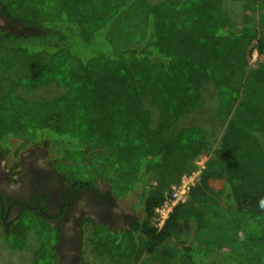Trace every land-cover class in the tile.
I'll list each match as a JSON object with an SVG mask.
<instances>
[{
  "label": "trees",
  "instance_id": "16d2710c",
  "mask_svg": "<svg viewBox=\"0 0 264 264\" xmlns=\"http://www.w3.org/2000/svg\"><path fill=\"white\" fill-rule=\"evenodd\" d=\"M0 12L20 25H0V156L20 138L46 145L72 187L140 213L121 230L83 219L76 264H264V0H0ZM201 156L187 201L153 227ZM0 242L18 258L0 264H61L42 214Z\"/></svg>",
  "mask_w": 264,
  "mask_h": 264
},
{
  "label": "flooded vegetation",
  "instance_id": "af4514ba",
  "mask_svg": "<svg viewBox=\"0 0 264 264\" xmlns=\"http://www.w3.org/2000/svg\"><path fill=\"white\" fill-rule=\"evenodd\" d=\"M0 25L7 31L20 27L1 12ZM33 146L11 167L5 166V157L0 156V229L9 228L24 213L35 217L42 214L60 231V263L76 264L83 219L112 230L127 229L140 219L106 190L72 187L51 165L40 161L45 157L46 145Z\"/></svg>",
  "mask_w": 264,
  "mask_h": 264
},
{
  "label": "built area",
  "instance_id": "2783aa9c",
  "mask_svg": "<svg viewBox=\"0 0 264 264\" xmlns=\"http://www.w3.org/2000/svg\"><path fill=\"white\" fill-rule=\"evenodd\" d=\"M208 158L201 156L195 161V170L192 171L190 175H186L182 178L181 183L172 189L171 195H169L164 202L163 206L157 208L152 218V226L160 229L163 227L165 222L170 217L174 208L179 203H184L187 201L189 193L192 187L195 186L197 179L200 177L202 171L206 167V162Z\"/></svg>",
  "mask_w": 264,
  "mask_h": 264
},
{
  "label": "rangeland",
  "instance_id": "374dc122",
  "mask_svg": "<svg viewBox=\"0 0 264 264\" xmlns=\"http://www.w3.org/2000/svg\"><path fill=\"white\" fill-rule=\"evenodd\" d=\"M20 28V27H18ZM12 31H14V29H12ZM1 54H3L4 52L3 51H0ZM257 60H258V53L256 51H254L253 53V56H252V59H251V65H254L255 63H257ZM9 64H14V67H16L18 65V60L14 59V60H10L9 61ZM10 67V66H9ZM20 67V66H18ZM7 81V78L5 76V73L4 74H0V84L2 87L5 88V83ZM40 94H42L43 96H48V92L47 91H42ZM189 123V122H188ZM221 134L222 132L218 133V135H216V142H215V146L217 145V143L219 142L220 138H221ZM15 147L12 149L13 151L12 152H9L7 154V156L5 157V166L7 165V167H11L12 165H14L16 163H18V161L21 159V157L23 155H28L27 153H29L28 149L29 147H34L33 144H30V142L28 141L27 144L24 142L23 139H16L15 140ZM39 155H42V151L39 149ZM38 155V157H39ZM4 160V159H3ZM42 160V164L44 165H51L55 170L56 168L54 167V163L53 161L47 159L46 157V154H45V157H43L42 159H40V161ZM194 166H195V163H194ZM18 167H19V164H18ZM196 167V166H195ZM131 201L129 200H126V201H123L121 204L126 207V208H131ZM133 211V210H131ZM135 212V211H134ZM137 213L138 215H140L139 212H135ZM152 222V221H151ZM76 228V227H75ZM79 233V231H78ZM230 244L227 243V246H229ZM0 258H1V262H3L4 260H8L9 262H15L18 258L16 256H13V255H9L6 251V249H4L2 247V244L0 242Z\"/></svg>",
  "mask_w": 264,
  "mask_h": 264
},
{
  "label": "clouds",
  "instance_id": "9594fccd",
  "mask_svg": "<svg viewBox=\"0 0 264 264\" xmlns=\"http://www.w3.org/2000/svg\"><path fill=\"white\" fill-rule=\"evenodd\" d=\"M262 206H264V201H262Z\"/></svg>",
  "mask_w": 264,
  "mask_h": 264
}]
</instances>
